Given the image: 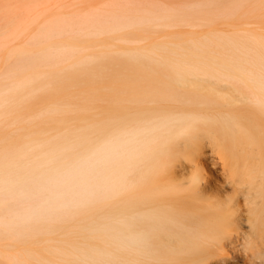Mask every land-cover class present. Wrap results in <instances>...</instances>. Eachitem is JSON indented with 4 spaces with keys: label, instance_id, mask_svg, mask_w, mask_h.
Segmentation results:
<instances>
[{
    "label": "bare ground",
    "instance_id": "1",
    "mask_svg": "<svg viewBox=\"0 0 264 264\" xmlns=\"http://www.w3.org/2000/svg\"><path fill=\"white\" fill-rule=\"evenodd\" d=\"M2 1L0 176L137 136L83 203L0 199V264H264V0Z\"/></svg>",
    "mask_w": 264,
    "mask_h": 264
},
{
    "label": "clouds",
    "instance_id": "2",
    "mask_svg": "<svg viewBox=\"0 0 264 264\" xmlns=\"http://www.w3.org/2000/svg\"><path fill=\"white\" fill-rule=\"evenodd\" d=\"M135 133L107 137L75 158L48 155L0 176V199L16 205L20 223L63 211L85 202L109 180L111 169L134 150Z\"/></svg>",
    "mask_w": 264,
    "mask_h": 264
},
{
    "label": "rangeland",
    "instance_id": "3",
    "mask_svg": "<svg viewBox=\"0 0 264 264\" xmlns=\"http://www.w3.org/2000/svg\"><path fill=\"white\" fill-rule=\"evenodd\" d=\"M10 1V0H9ZM14 1V0H11ZM18 1H22V0H18ZM17 1V2H18ZM66 2H70V3H75L77 0H65ZM15 2V3H17ZM23 2V1H22ZM21 4V3H20ZM15 5V4H14ZM83 5H85L82 2H78L76 3L77 8H81ZM5 6V4L3 3L2 0H0V8H3ZM243 252H239V253H230L231 257L227 258V257H223L220 256L217 259H215V261L213 262V264H251V262L249 260L246 259L245 254H242Z\"/></svg>",
    "mask_w": 264,
    "mask_h": 264
}]
</instances>
